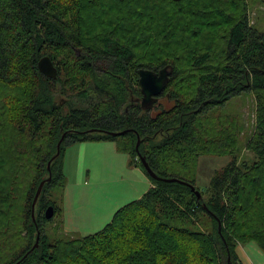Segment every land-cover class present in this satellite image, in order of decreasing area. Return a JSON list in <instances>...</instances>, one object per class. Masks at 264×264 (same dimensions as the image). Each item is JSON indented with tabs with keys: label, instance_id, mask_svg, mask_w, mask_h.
<instances>
[{
	"label": "trees",
	"instance_id": "16d2710c",
	"mask_svg": "<svg viewBox=\"0 0 264 264\" xmlns=\"http://www.w3.org/2000/svg\"><path fill=\"white\" fill-rule=\"evenodd\" d=\"M255 6L264 0H0V264H241L236 247L251 243L264 253ZM44 56L55 80L38 71ZM164 68L172 73L157 98L170 107L154 102L152 113L139 71ZM247 95L254 128L241 144L240 117L224 113ZM87 142L114 143L151 188L101 231L72 237L62 227L64 156ZM208 155L230 160L201 191L196 170Z\"/></svg>",
	"mask_w": 264,
	"mask_h": 264
},
{
	"label": "crops",
	"instance_id": "0c3cea01",
	"mask_svg": "<svg viewBox=\"0 0 264 264\" xmlns=\"http://www.w3.org/2000/svg\"><path fill=\"white\" fill-rule=\"evenodd\" d=\"M64 174L66 184L62 223L66 233H70L68 225H71L74 216L77 219L97 214L103 223L108 222L121 208L110 214L112 205L116 209L122 201L129 204L141 198L151 188L145 174L139 168L129 167L128 156L117 152L112 142H87L70 146L64 156ZM89 195H98L103 200L90 199ZM80 206H85L86 211H82ZM103 211L106 213L100 215ZM235 252L241 264H253L250 254L261 253L255 244L239 245Z\"/></svg>",
	"mask_w": 264,
	"mask_h": 264
},
{
	"label": "rangeland",
	"instance_id": "374dc122",
	"mask_svg": "<svg viewBox=\"0 0 264 264\" xmlns=\"http://www.w3.org/2000/svg\"><path fill=\"white\" fill-rule=\"evenodd\" d=\"M250 23L258 25L260 28L264 27V6H255L252 8L251 15H250ZM155 103H156L155 106L158 103H162L165 106V108L170 107V104L167 103L165 98H157ZM155 106L153 105L150 107V111L152 113L155 112ZM254 109H255V100L251 95H247L245 97L238 98L237 100L233 101L230 107L224 113V115L240 117V121L243 126V131L241 135L239 136L241 144H244L245 141L249 138V136L253 132ZM240 157L250 160L252 159L253 156L249 152L243 150L241 152ZM229 160L230 158L223 157V156L208 155V156L200 157L198 165H197V170H196V187H198L201 191H204L205 188H207L209 181L214 175V173L219 172L229 162ZM89 198L96 199V200H103L98 195L97 196L89 195ZM104 204L107 205V202L104 201ZM125 204H127L126 201H122L121 205H118L116 209L113 208L114 205H112L111 206L112 209H110V214L114 210L116 211L120 207L122 208V206H125ZM80 208L82 211H86L85 206H80ZM96 209H98L97 205H96ZM103 213L105 214L106 211L100 212V215ZM86 217L80 216L76 219V217L74 216L73 222H72L73 224L71 223V225H68V228H70V233H66L65 231L64 232L68 235H71L72 237H82V236L92 235V234H95L101 231L105 227V225L108 224L112 220V219L110 220L108 219L109 220L108 222L104 221L103 223V221L99 219L97 214L91 215L88 218ZM109 217L110 215L108 213V218ZM55 223H57L56 220H55ZM73 226H75L76 228L73 229ZM62 227L64 226L62 225ZM248 245H253V244H248ZM250 258L253 264H264V253L263 252L257 253V254L251 253Z\"/></svg>",
	"mask_w": 264,
	"mask_h": 264
},
{
	"label": "water",
	"instance_id": "95a60500",
	"mask_svg": "<svg viewBox=\"0 0 264 264\" xmlns=\"http://www.w3.org/2000/svg\"><path fill=\"white\" fill-rule=\"evenodd\" d=\"M37 68L38 71L41 75H43L44 77L48 78V79H52L55 80L57 78V70L54 67L52 61L50 60L49 57L44 56L41 57L40 60L37 63ZM172 73V70L169 68H164L158 72H153L150 70H140L139 71V86H140V91H141V105L143 108H149L151 106H153L155 100H157L156 98L162 93L165 84L167 83L170 75ZM61 142V140H60ZM60 142L57 144V153L55 156L58 155V149H59V145ZM139 145V141H137L136 143V148ZM143 168L145 169L147 175L154 179V180H160L148 167L146 161L144 159L140 160ZM49 167V163L47 165V168ZM49 180V178L47 179ZM164 181H168V182H174V179H169V180H165ZM44 184V181H42L38 188L37 191L35 193L34 199H33V203H32V214H31V218L32 221H34V215H33V208L34 205L36 203V200L38 199V196L41 192L42 186ZM191 191L195 192L196 196L198 199H200V193L198 191H195V189L193 187H191ZM54 216V210L52 206L47 207V209L45 210L44 213V218L46 220H51ZM37 241H38V235L36 238V243L34 244L33 248H35L37 246Z\"/></svg>",
	"mask_w": 264,
	"mask_h": 264
}]
</instances>
